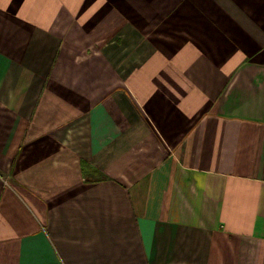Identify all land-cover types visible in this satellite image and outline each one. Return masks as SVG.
Instances as JSON below:
<instances>
[{"label": "crops", "instance_id": "0c3cea01", "mask_svg": "<svg viewBox=\"0 0 264 264\" xmlns=\"http://www.w3.org/2000/svg\"><path fill=\"white\" fill-rule=\"evenodd\" d=\"M0 264H264V0H0Z\"/></svg>", "mask_w": 264, "mask_h": 264}]
</instances>
